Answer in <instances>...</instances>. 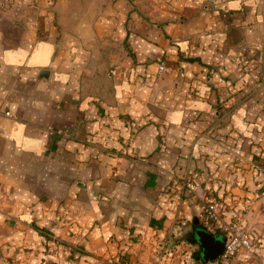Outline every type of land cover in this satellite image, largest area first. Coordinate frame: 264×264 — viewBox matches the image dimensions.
Instances as JSON below:
<instances>
[{"label":"crops","instance_id":"crops-1","mask_svg":"<svg viewBox=\"0 0 264 264\" xmlns=\"http://www.w3.org/2000/svg\"><path fill=\"white\" fill-rule=\"evenodd\" d=\"M257 118L264 0H16L0 13V264L202 262L196 232L226 234L177 180L227 218L248 208L251 228Z\"/></svg>","mask_w":264,"mask_h":264},{"label":"built area","instance_id":"built-area-1","mask_svg":"<svg viewBox=\"0 0 264 264\" xmlns=\"http://www.w3.org/2000/svg\"><path fill=\"white\" fill-rule=\"evenodd\" d=\"M15 2L16 0H0V13H9ZM164 69L165 64L164 62H161L160 70ZM6 114L7 116L10 115L9 113ZM177 181L182 186L185 193L200 196V192L195 181L187 178L179 179ZM217 213L218 212L212 207L211 218L214 221V224L222 227L226 234L224 252L215 261L197 262L196 264H230L241 255L247 256L252 261H258L260 264H264V260L260 258V240L253 234L247 233L244 227L240 224L225 223Z\"/></svg>","mask_w":264,"mask_h":264},{"label":"rangeland","instance_id":"rangeland-1","mask_svg":"<svg viewBox=\"0 0 264 264\" xmlns=\"http://www.w3.org/2000/svg\"><path fill=\"white\" fill-rule=\"evenodd\" d=\"M255 123L258 125L257 130L254 129L252 132H248L250 135L249 137H251V138H249V140H251V142L248 146L249 147V153H248L249 155L248 156L263 160V163H262L263 165H262L261 169L263 171L262 175H264V124H261L259 122L258 118L256 119ZM256 131H257V134H255ZM187 176H189V175H187ZM194 179L195 178H192L191 180L195 181V183H197V187H198L199 181L196 179L194 180ZM254 182L256 183L257 188H256V190H254L253 196H251V197H245L244 196L243 197V199L245 200V204L247 203L246 201H248L247 204L251 205L254 202H258L259 200L264 198V181L260 182L259 180L258 181L254 180ZM259 184H260V186H259ZM249 187H251V186H249ZM243 189L244 190H250L249 188L248 189L245 188V185H244ZM191 197L195 198L198 201H202L205 204L206 214H205L204 221L206 220L209 222V225H211L210 229L213 230L214 232L215 231H222L225 234L224 229L222 227H220L219 225L214 224V221L211 218L212 207H208L207 197H205V196L203 197L202 195H200V196L191 195ZM213 209H215L218 212L217 214L225 223L237 224V225L240 224L242 227H244V229L247 231V233L253 234L255 237H257L260 240L261 246L264 245V242H262V241H264V235L261 234L257 228H255V223H258L264 227V202L257 207V211L253 210L254 213L255 212H257V213H256V215L253 214L251 217V220L254 219L252 222L254 224L251 225L252 226L251 228L249 226L248 220L246 219V216L249 214L248 208L245 207L241 213H239V214L234 213L233 215H231L228 218L226 215H224V216L222 215V213L220 211L221 207L214 206ZM218 209H219V211H218ZM248 228H250V229H248ZM75 246L77 247L78 250H80V246L78 244H76ZM10 264H13V263L10 262Z\"/></svg>","mask_w":264,"mask_h":264},{"label":"water","instance_id":"water-1","mask_svg":"<svg viewBox=\"0 0 264 264\" xmlns=\"http://www.w3.org/2000/svg\"><path fill=\"white\" fill-rule=\"evenodd\" d=\"M196 235L202 262L215 261L223 254L225 239L222 235H214L203 229L198 230Z\"/></svg>","mask_w":264,"mask_h":264}]
</instances>
